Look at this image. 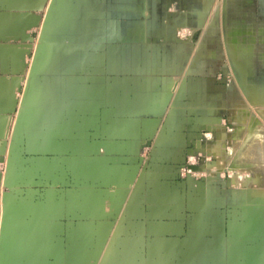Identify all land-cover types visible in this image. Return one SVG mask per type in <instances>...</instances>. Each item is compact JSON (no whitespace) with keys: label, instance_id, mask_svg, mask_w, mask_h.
I'll return each instance as SVG.
<instances>
[{"label":"crops","instance_id":"obj_1","mask_svg":"<svg viewBox=\"0 0 264 264\" xmlns=\"http://www.w3.org/2000/svg\"><path fill=\"white\" fill-rule=\"evenodd\" d=\"M49 1L0 0L1 263L264 264L247 216L262 220L240 203L255 196L209 159L245 87H264V0H56L17 123L14 42ZM191 154L207 177L178 175Z\"/></svg>","mask_w":264,"mask_h":264},{"label":"rangeland","instance_id":"obj_2","mask_svg":"<svg viewBox=\"0 0 264 264\" xmlns=\"http://www.w3.org/2000/svg\"><path fill=\"white\" fill-rule=\"evenodd\" d=\"M212 2L213 0L211 1V5H212ZM56 3L57 2L55 1V4ZM55 4H54V9L57 7V6L55 7ZM42 15L43 13L41 12L40 17ZM40 26L41 24L34 26L33 32L35 33V36H33L31 40L14 42L17 45H22V47L23 45L25 46V48H22V51L24 54H26L25 55V65L28 68L31 63L32 58L34 57V55L36 54L39 48V45L37 44V37H38ZM49 26H50V23L46 27V32H45L44 40H43L44 46H46L47 44L46 38H47V32H48ZM37 60H38L37 67L35 69L36 72L40 70V68L43 66V56L39 55ZM242 74L243 73L239 74V77L244 82L245 74H243V76ZM22 91L19 94L20 100L22 96ZM240 102H241L239 105L240 114L237 117L238 120L233 119L232 121H230L229 130L226 132V135L224 138V142H223L224 151L222 150V153H220V155L213 153L212 155H210L209 159L213 162L218 161L222 164V168L217 169L218 173L220 174V175L218 174L217 176H221V174L224 175V178L227 184L229 183L228 184L229 186L231 185V182L233 180L234 181L233 188L235 191H239L241 197L244 196L243 198H246V194L248 196V192L252 193V195L255 196V200L254 198H252L253 200L247 199L248 202H246V200L244 201L241 200L240 203H241V208L247 207V212H248V209L250 208L251 212L256 213L255 216H253L252 220L256 221L257 219H259L263 221V222L261 221L262 228H259L260 226L258 227V225H253L252 221L248 220V216H247V228L249 232L252 233L254 231L256 234L262 235L263 228H264V131H263L264 130V87L261 88V87L255 86L254 88L249 89V87L246 86L245 92L242 91V93L240 94ZM27 107L29 106H28V103L26 102V109H28ZM18 111H19V104L17 105V108L15 109V113H18ZM256 120H259V121H256ZM235 134L237 136L234 137ZM200 152L202 151L200 150ZM206 153L207 152L203 154H206ZM190 158H192V161L197 163L199 162L200 156L191 154ZM236 161L242 164V168L241 166L239 168H236V167L234 168V162ZM201 167H198V168L201 169ZM206 169L207 168L202 167L203 171H205ZM4 174L5 173H3L0 178L1 180L0 194L4 192L2 188ZM178 175L184 178L188 175L191 177L197 176V178L207 177V175L203 173L200 174V172H190L183 176L181 175V169H179ZM248 182H252V183L249 185L247 184ZM1 206H2V203H1ZM1 219H2V216H1ZM240 219L241 221L246 220L245 217L244 218L241 217ZM6 220H7V217H6ZM5 242H6V239L4 235V238L2 239V244L0 247V252H1L0 256H2V254L4 253L3 252L4 247H2V245H4ZM251 258L252 259L249 261V263L251 262V264H259L258 262L260 261L259 257L251 256ZM0 264H2L1 261H0Z\"/></svg>","mask_w":264,"mask_h":264},{"label":"water","instance_id":"obj_3","mask_svg":"<svg viewBox=\"0 0 264 264\" xmlns=\"http://www.w3.org/2000/svg\"><path fill=\"white\" fill-rule=\"evenodd\" d=\"M55 1L56 0H50L49 1V4H48L46 12H45V15H44L43 20L41 22V26H40L38 37H37V44L39 45V48H38L36 54L34 55V57L32 58L31 63L29 65V70H28V73H27V77H26L25 84H24L23 91H22L21 100H20V103H19V111L17 113V118H16V122L17 123H20L22 112L26 108V102H27V98H28L30 83H31V80H32V78L34 77V75L36 73L35 69L37 67V61H38L37 58L39 57V55H42V56L44 55V49H45V46L43 44L44 35H45V32H46V27L48 26V24L50 22V18H51L52 12L54 10ZM187 168L191 172H199L200 171V169L196 165H187ZM4 173L5 174L3 176L2 188L5 191L2 192V194H1L2 219H1V225H0V247H1V244H2V239L4 238L5 224H6V217H7V192H6V190L9 188V167H8V162L6 163V167H5Z\"/></svg>","mask_w":264,"mask_h":264},{"label":"built area","instance_id":"obj_4","mask_svg":"<svg viewBox=\"0 0 264 264\" xmlns=\"http://www.w3.org/2000/svg\"><path fill=\"white\" fill-rule=\"evenodd\" d=\"M196 164L194 161H192V158H187L186 159V164L181 168V175H185L190 173L191 171L187 168V165H194Z\"/></svg>","mask_w":264,"mask_h":264},{"label":"bare ground","instance_id":"obj_5","mask_svg":"<svg viewBox=\"0 0 264 264\" xmlns=\"http://www.w3.org/2000/svg\"><path fill=\"white\" fill-rule=\"evenodd\" d=\"M208 9H209V8H208ZM233 58H234V57H233ZM241 73H242V72H241ZM239 74H240V73H239ZM243 74H244V73H243ZM243 74H242V76H243ZM241 80H242V79H241ZM261 88H262V87H261ZM255 89H256V88H255ZM258 89H259V88H258ZM248 93H249V92H248ZM250 94H251V93H250ZM250 94H249V95H250ZM253 95H254V94H253ZM251 99H252V98H251ZM254 119H255V118H254ZM256 121H259V120H256ZM256 121H255V122H256ZM259 123H260V122H259ZM263 131H264V130H263ZM240 164H241V163H240ZM245 165H246V164H245ZM237 166H238V165H237ZM240 166H241V168H242V164H241ZM248 166H249V165H248ZM250 166H251V165H250ZM244 167H246V166H244ZM244 167H243V168H244ZM234 168H235V166H234ZM237 168H239V166H238ZM256 206H257V205H256ZM262 210H263V209H262ZM262 222H263V221H262ZM255 225H256V224H255ZM261 225H262V223H261Z\"/></svg>","mask_w":264,"mask_h":264}]
</instances>
